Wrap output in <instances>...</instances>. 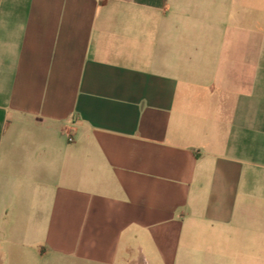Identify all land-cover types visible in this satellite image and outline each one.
Here are the masks:
<instances>
[{
    "label": "crops",
    "instance_id": "obj_1",
    "mask_svg": "<svg viewBox=\"0 0 264 264\" xmlns=\"http://www.w3.org/2000/svg\"><path fill=\"white\" fill-rule=\"evenodd\" d=\"M18 234L75 264H264V0H0Z\"/></svg>",
    "mask_w": 264,
    "mask_h": 264
},
{
    "label": "rangeland",
    "instance_id": "obj_2",
    "mask_svg": "<svg viewBox=\"0 0 264 264\" xmlns=\"http://www.w3.org/2000/svg\"><path fill=\"white\" fill-rule=\"evenodd\" d=\"M50 236H52L50 231ZM16 241V245L0 237V253L3 254L1 264H75L63 256H58L50 251L45 257H37L34 246L25 235L18 234L17 237L9 238Z\"/></svg>",
    "mask_w": 264,
    "mask_h": 264
},
{
    "label": "built area",
    "instance_id": "obj_3",
    "mask_svg": "<svg viewBox=\"0 0 264 264\" xmlns=\"http://www.w3.org/2000/svg\"><path fill=\"white\" fill-rule=\"evenodd\" d=\"M72 141V137L71 135L68 136V142H71Z\"/></svg>",
    "mask_w": 264,
    "mask_h": 264
}]
</instances>
